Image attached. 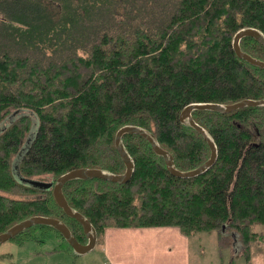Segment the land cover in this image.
<instances>
[{
  "label": "trees",
  "instance_id": "1",
  "mask_svg": "<svg viewBox=\"0 0 264 264\" xmlns=\"http://www.w3.org/2000/svg\"><path fill=\"white\" fill-rule=\"evenodd\" d=\"M246 28L264 37V1L0 0V234L43 216L86 242L52 189L31 181L56 182L76 168L123 174L115 146L123 126L152 136L177 170L206 162V140L179 117L193 103L264 99V68L232 48ZM240 49L264 62L255 38L243 37ZM191 116L216 146L204 173L173 176L144 137L125 133L121 144L133 163L127 182L63 185L98 245L106 228L148 226L216 231L221 250L241 248L246 260L264 242V105Z\"/></svg>",
  "mask_w": 264,
  "mask_h": 264
},
{
  "label": "water",
  "instance_id": "2",
  "mask_svg": "<svg viewBox=\"0 0 264 264\" xmlns=\"http://www.w3.org/2000/svg\"><path fill=\"white\" fill-rule=\"evenodd\" d=\"M245 36H251L255 38L256 40H258L259 42H261L262 44H264V37L259 30L255 28L240 29L233 36V39H232L233 50L235 51L238 57L244 59L248 63L264 68L263 61L250 56L249 54L243 52L240 49V40ZM260 105H264V99L262 100L245 99L239 102H235L231 104H224V105H221L218 103H193V104L187 105L182 110L179 119L181 121L187 120L189 125L203 136V138L206 140L209 146V149H210L208 160L204 162L202 165H200L199 167L192 169V170H188V171H180L174 168L172 155L166 150L159 147L155 143L152 136L147 134L143 129L137 128L134 126L121 127L116 132L115 146L118 149L124 161L125 167H126L125 172L123 174H108V173L103 172L100 169H95V168H76V169H72L60 175L56 179V182L31 181V183L35 186H39L44 189H49V188L52 189V195H53V198L56 204L63 210V212L67 216L76 219L82 225V229H83L84 236L86 238V242L82 243L78 241L71 234L68 226L64 224L63 222H60L56 218L33 216L31 218H28L26 220H23L13 225L6 232L0 234V243L10 238H13L21 231L28 229L34 225H47V226H51L54 229H56L76 253H85L93 249L96 244L95 230L92 224L87 219H85L82 214H80L77 211H73L71 207L68 205V202L65 199V196L62 192V187L66 182H68L69 180H73V179H87V178H98V179H103V180H109L111 182H122V183L127 182L132 174L133 163L121 144V138L123 134L125 133L138 134L144 137L150 143L154 152L163 157L169 172L173 176H176L179 178L195 177L197 175L204 173L207 169H209L214 164L216 160V156H217V151H216V146L214 142L212 141L210 137H208V135L206 134V131L192 119V116H191L192 111L199 109V110H209L213 112H218L221 114H227L237 109L243 108L245 106H260Z\"/></svg>",
  "mask_w": 264,
  "mask_h": 264
},
{
  "label": "rangeland",
  "instance_id": "3",
  "mask_svg": "<svg viewBox=\"0 0 264 264\" xmlns=\"http://www.w3.org/2000/svg\"><path fill=\"white\" fill-rule=\"evenodd\" d=\"M19 197L32 198L33 196ZM196 236L191 244L192 264H264V242L253 244L251 255L246 260L241 248L226 247L221 250L216 231L201 232ZM68 248L70 247L67 241L55 229L32 226L23 230L18 236L0 243V255H2L0 264H100L105 262L99 245L85 253H76Z\"/></svg>",
  "mask_w": 264,
  "mask_h": 264
},
{
  "label": "crops",
  "instance_id": "4",
  "mask_svg": "<svg viewBox=\"0 0 264 264\" xmlns=\"http://www.w3.org/2000/svg\"><path fill=\"white\" fill-rule=\"evenodd\" d=\"M199 233L185 235L174 226L109 227L99 245L100 264H192V239Z\"/></svg>",
  "mask_w": 264,
  "mask_h": 264
}]
</instances>
